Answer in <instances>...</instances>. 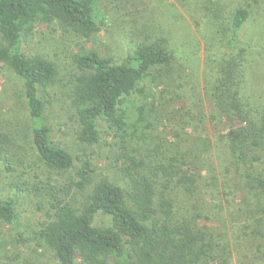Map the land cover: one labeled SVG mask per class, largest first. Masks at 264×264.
<instances>
[{"label": "trees", "instance_id": "1", "mask_svg": "<svg viewBox=\"0 0 264 264\" xmlns=\"http://www.w3.org/2000/svg\"><path fill=\"white\" fill-rule=\"evenodd\" d=\"M182 2L207 46L210 70L204 89L215 108L209 122L224 124L220 137L232 161L252 160L248 154L264 146V112L248 88L247 66L253 52L264 56V0ZM51 25L90 42L101 31L96 0H0V64L23 81L33 145L40 160L63 172L74 167L75 158L53 143L47 105L40 96L41 90L46 92L58 81L57 65L22 48L23 38ZM248 26L254 29L244 33ZM137 28L142 32L137 36L140 40L133 41V52L122 63L86 46L74 58L76 71L67 95L78 121L79 141L84 144L100 143L101 121L124 139L119 133L127 127L128 99L147 93V82L168 87L174 81L179 53L171 33L160 28L156 18L146 17V23ZM138 110L140 123L145 105ZM198 115V156L195 148H185L188 140L182 132L161 136L149 149L148 161L133 155L125 141L120 145L115 162L121 167H115L127 188L107 179L95 181L90 163H84L78 180L71 184V189L84 194L82 201L55 202L53 215L39 233L59 264H78V257L85 264L232 263L228 233L218 226L217 214H212L214 200L220 202L214 196L216 185L198 175L200 146L207 136L199 134L207 115ZM246 178V200L251 204L255 191L264 197V171ZM257 207L248 211L234 243L260 240L263 248L264 199ZM101 213L111 218L108 227L94 225ZM16 220L14 201L0 199V223Z\"/></svg>", "mask_w": 264, "mask_h": 264}, {"label": "rangeland", "instance_id": "2", "mask_svg": "<svg viewBox=\"0 0 264 264\" xmlns=\"http://www.w3.org/2000/svg\"><path fill=\"white\" fill-rule=\"evenodd\" d=\"M183 4L182 0H96L101 31L90 42L57 25L23 38L22 48L25 52L43 56L57 65L58 81L46 92L41 90L40 96L47 105L46 118L52 130L53 143L75 158V165L69 171L50 169L40 160L33 145L32 121L23 81L12 69L0 64V148L3 151L0 199H12L17 214L16 221L0 223V264H59L39 233L43 224L53 215L55 202L69 199L82 201L84 194L71 189V184L78 180V171L84 163H90L95 181L107 179L126 187L120 169L115 167L119 165L115 162L116 152L124 141L133 155L148 161L149 149L159 142L161 136L182 132L188 140L187 145L184 143L185 148H195L198 156L200 112L206 113L207 121L200 124L199 134L207 136H202L206 139L200 146L202 158L198 175L204 176V182L210 180L216 185L214 196L217 195L220 202L214 200L212 214H217L218 226L228 233L233 252L231 264H264V244L260 248V240L234 243L246 222L248 211L251 208L258 209L259 202L264 199L255 191L251 204L246 200V176L264 171V146L250 152L248 157L252 160L247 162L230 159L224 140L220 137L224 124L209 122L213 112L215 114V108L204 89L205 76L210 70L207 65V46ZM146 17L156 18L160 28L170 32L174 39V48L179 53L176 59L177 72L171 77L174 81H170L168 87L147 82V93L128 99L125 104L128 110L127 127L119 133V136L125 135L124 139L117 136L115 129H110L101 121L100 143L90 145L80 142L78 121L67 95L76 71V54L81 47L86 46L122 63L132 54L136 44L133 41L140 40L137 36L142 32L137 26L146 23ZM252 28L246 27L244 33H250ZM250 56L247 66L248 88L256 106L264 112V56L256 52ZM198 90L201 92L199 96ZM143 105L144 120L138 123V108ZM110 219L101 213L94 225L108 227ZM77 262L85 264L80 257ZM111 264L118 263L113 261Z\"/></svg>", "mask_w": 264, "mask_h": 264}]
</instances>
